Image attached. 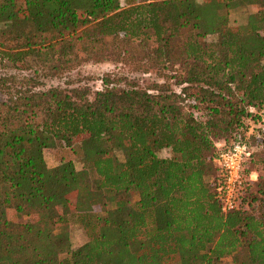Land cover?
<instances>
[{
    "label": "trees",
    "instance_id": "1",
    "mask_svg": "<svg viewBox=\"0 0 264 264\" xmlns=\"http://www.w3.org/2000/svg\"><path fill=\"white\" fill-rule=\"evenodd\" d=\"M246 4L258 8L229 25L223 10ZM74 46L166 76L41 88ZM0 66L29 72L0 74V262L264 264V0H0ZM233 133L252 146L255 178L222 213L213 140ZM59 143H77L86 168L46 166L42 150ZM72 191L86 238L75 247L58 231Z\"/></svg>",
    "mask_w": 264,
    "mask_h": 264
},
{
    "label": "rangeland",
    "instance_id": "2",
    "mask_svg": "<svg viewBox=\"0 0 264 264\" xmlns=\"http://www.w3.org/2000/svg\"><path fill=\"white\" fill-rule=\"evenodd\" d=\"M120 4H124V0H119ZM18 4H21V0H17ZM258 8L255 4H246L238 7L225 8L223 12L226 15L227 23L229 25H238L244 23L248 13L255 11ZM212 35L205 36L206 40L212 39ZM71 63L69 67L61 72L57 77H46L43 75L40 80L42 87L45 88L49 85H58L62 87H71V86H85L90 91L98 89L101 87L100 79L104 75H109L113 78L114 82L119 85H125L129 82H134L140 87H145L151 84L152 82H160L165 78L166 71L162 70H148L147 72H141L136 70H130L128 66L119 62L118 60L110 57L104 56L99 59L91 60L90 57H87L86 51L83 50L80 46H74L70 53ZM18 72L21 74H28L26 71H15L12 68H2L0 66V74L4 72ZM165 74V75H164ZM164 75V77H162ZM168 82L172 85V88H176L173 79L168 78ZM2 94L0 93V99ZM116 155L121 159L119 152H116ZM159 155L167 156L168 150L161 149ZM42 156L46 166H54L58 163L59 159H68L71 160L75 169L79 170L81 168H86V165L82 161L81 152L77 143L71 145V147H64L60 143L55 147L44 148L42 150ZM134 198V195L132 196ZM75 203V192H69L65 199L57 206V209L60 211L69 212L66 217V226L58 227L60 233L66 230L70 245L72 247L78 246L85 241V235L78 224L75 216L73 215ZM95 211L102 215L103 207L101 204L94 206ZM6 217L14 222H22L27 220L25 215L15 212L12 208L6 210ZM61 254L60 256H62ZM0 264H4L0 262ZM221 264H231L229 257H223L221 259Z\"/></svg>",
    "mask_w": 264,
    "mask_h": 264
},
{
    "label": "built area",
    "instance_id": "3",
    "mask_svg": "<svg viewBox=\"0 0 264 264\" xmlns=\"http://www.w3.org/2000/svg\"><path fill=\"white\" fill-rule=\"evenodd\" d=\"M258 114L260 118L255 126L264 130V113ZM251 149L252 146L238 133H233L228 139L213 140L211 161L216 177L212 185L214 198L222 213L238 207L241 189L255 178L254 171L245 172Z\"/></svg>",
    "mask_w": 264,
    "mask_h": 264
}]
</instances>
